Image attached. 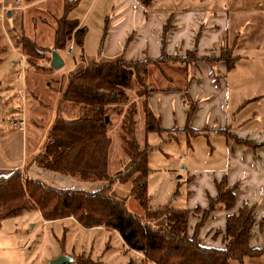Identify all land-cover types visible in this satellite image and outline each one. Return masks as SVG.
<instances>
[{
  "label": "rangeland",
  "instance_id": "1",
  "mask_svg": "<svg viewBox=\"0 0 264 264\" xmlns=\"http://www.w3.org/2000/svg\"><path fill=\"white\" fill-rule=\"evenodd\" d=\"M73 1L76 2L75 6L79 11L84 10V3L80 2L79 4L77 0ZM67 2L69 1L67 0ZM4 3L10 9L4 12L0 8V57H3V55L8 57L11 46L15 47L18 55L21 54L18 56L13 53L15 58L23 60L24 71H26V73H23L25 76H22V84L24 85L25 77L27 87L22 92L23 96L17 97V103H20L18 110L24 112V107L29 110L32 113V117L30 116L31 113H28L29 119L39 114L33 118L35 123L29 124L27 135L29 140H41L49 130L46 128V123L55 115V112L63 119H71L79 115L78 106L67 103L59 107L58 99L61 95L58 97L57 93L59 87L57 76L59 74L49 67L51 56L46 53L47 49L36 44V49H38L41 57L39 56L38 59L37 57L31 58L30 60L33 63L28 66L26 64L28 58L21 49L20 44L17 43L22 37H26L25 34L33 36L35 30L33 27L41 26L43 22L46 28L51 27L53 29L54 37L56 22L64 18V7L62 8L61 0H51L34 7H30L31 4L26 5L22 0H0V6ZM67 5L70 6V3H67ZM151 6L157 11L154 12L155 17L150 19L147 32L150 35L154 34L155 37L156 34L159 35L160 39L162 33L160 29L164 26L159 25V22L164 20L163 25H166L168 18L174 14L172 21L179 16V22H181L179 30L181 39L178 40H182L185 44L192 40L191 31L194 29V23L198 22L202 26L207 22L195 19V17L200 18L201 15L203 16L206 13H202L199 9L202 8L206 11L215 9L217 17L212 21H216L222 27L221 34H224L226 29L225 19L228 18V46L217 50H209L205 54L199 53L198 45L192 46L193 48L186 52L179 50L172 52L170 49V54H166L163 60L159 57L160 52L157 47L158 56L156 58L150 59L143 56L142 59L144 60L134 62L124 61L122 56L107 59L98 58L91 63H86L84 67L96 62L122 60L125 63L132 64L149 60L154 66H149L147 86L164 93L163 97L154 99V107L162 112L165 108L170 109L174 116L172 120L178 125L176 127L186 125L180 122L181 110H187L188 116V106L184 99L186 92L195 102V107L198 103L201 106L206 104L213 111L215 105L219 102L228 105L230 110L234 109V106L240 105L241 111L238 118L244 117L247 120L242 125L243 129L247 131L246 134L249 135L254 132L260 136L264 135V0H153ZM190 7L195 9L192 13L194 16L192 21L186 19L185 15L188 14L185 9ZM99 9L100 7H98ZM8 11L11 12V16H8ZM207 16L211 17L212 14ZM84 17L86 18V15ZM67 20L70 21L68 16ZM94 20L97 21L95 14L90 16L87 21L89 24L94 25V23H97L99 25L100 21L95 22ZM96 27L92 26L88 36L83 40V51L88 56L92 53H99L103 36L102 34L99 36L100 32H97ZM198 28L193 31L194 34ZM41 30V32L34 31L36 38L41 44H48L51 35L50 30ZM147 32L145 28L141 30L140 36L143 40L146 39ZM211 39L212 42L217 41L216 38L211 37ZM73 43L75 45L74 39L68 41L64 50ZM233 44H235L234 51H230ZM156 45L158 44L156 43ZM110 47L114 49L112 45ZM149 47L150 50L154 49L152 42H150ZM193 49H195V52H192ZM79 51L78 47L75 46L72 55L68 54L67 50L62 52L65 66L60 74L68 75L67 73L81 60L82 55L79 57ZM232 56H238L239 60L235 67L228 71L229 65L233 62ZM219 58L221 60L217 61ZM159 60L163 62L161 65L162 73L157 69L158 64L156 61ZM197 64H204L212 68L219 80L218 84L213 83L215 88L209 87L208 92L210 95L206 98H201L204 94L197 89V87L201 88L200 86H202V83H198L200 77L198 74H194L197 69L194 65ZM8 68L1 69L0 76L12 78L13 85H15V78L13 79ZM225 70L229 74L223 77ZM221 78L225 79L224 84L221 83ZM194 79L197 81L190 84L191 80ZM123 91L128 98L125 103L106 106L107 109L122 110L120 115L113 114L111 116L108 132V136L112 141L108 162L109 174L115 178L118 172L124 171L128 166V158L122 150V142L119 140L118 133L124 112L131 108V105L137 104L139 111L135 129L137 142L141 147L147 142L152 148L148 156L149 172L146 181L149 205L151 207L170 205L175 210H188L191 209L192 205V208H194L197 204H193V202L191 204L190 200L194 195L199 196L205 183L198 180L192 183L194 179L192 173L200 171L202 175L197 174L199 179L205 172H207L206 176H209L208 171H211L210 176L217 177L220 175V171L226 170L225 158L219 148V144L225 143V139L223 137L216 139V137L210 136L188 137L184 132H179L177 129L164 130L162 128L169 127V122L166 120L164 113H162V135L151 133L145 136L141 109L143 98L136 95V89L133 91L124 89ZM216 93L220 97L218 100L213 98ZM206 99L208 101L204 102ZM56 106L58 110H56ZM40 119H42V122ZM200 128H203V126ZM173 136L177 137V140H172L174 139ZM245 140L249 142L248 139ZM243 147L248 148V146ZM115 188L119 190L117 191L119 194L115 195L119 198L122 196L121 200L125 203L128 211L142 217L143 210L138 200L130 195L128 188L114 186ZM195 199H198V197ZM197 216L199 219L200 215ZM260 222L258 221L254 225L252 236L254 242H258L257 248L264 249V237L258 231ZM62 255L72 260L66 264H151L142 261L141 257L127 249L119 235L109 229H84L71 219L43 224L41 217L35 211H28L0 223V264H50L51 261ZM230 264H264V255L256 258H244L242 263L231 261Z\"/></svg>",
  "mask_w": 264,
  "mask_h": 264
},
{
  "label": "trees",
  "instance_id": "2",
  "mask_svg": "<svg viewBox=\"0 0 264 264\" xmlns=\"http://www.w3.org/2000/svg\"><path fill=\"white\" fill-rule=\"evenodd\" d=\"M22 1L29 5L41 0ZM68 1L64 4V18L56 22L53 46L46 53L63 51L72 39L83 52L85 29L79 27L77 20H67L68 13L76 5L75 1ZM136 1L149 7L153 0ZM171 21L172 16L163 30L161 60L166 56L165 38L172 28ZM199 37L200 33H197L196 39ZM17 44H20L28 58L26 64L31 66L33 62L30 59H38L40 56L36 44L27 37H22ZM234 47L235 44L230 47V51H234ZM232 59L228 71L239 60L238 56H232ZM161 60L156 63L157 69L162 73ZM220 60L221 58L217 61ZM150 65L154 66L149 60L132 64L122 60L96 62L67 78L59 98V107L71 103L78 106L79 115L71 119L56 116L48 132L47 142L33 163L41 169L82 182H103L106 185L100 190L85 192L57 189L25 177L18 170L7 176H0V223L32 210H37L46 222L73 219L84 229L105 228L115 231L127 249L141 255L144 261L151 264H230L231 261L242 263L247 257L263 256V248L250 246L256 220L254 207L247 204L237 213L226 216L223 248L207 247L198 241V232L212 212H230L235 207L236 188L229 187L225 177L215 184L216 196L209 199L206 208L175 210L170 205H149L146 181L149 172L148 156L152 148L147 142L142 147L137 142V104L131 105L124 112L118 133L122 150L128 158V166L124 171L118 172L115 178L109 174L112 141L108 132L111 116L120 115L122 110L107 109L106 106L125 103L128 98L124 89H136V95L143 98L141 109L145 136L151 133L162 135L160 118L152 112L148 102L149 95L158 91L147 86ZM184 99L188 106L187 122L182 130L177 131L184 132L188 137L199 135L200 131L190 127L195 102L187 93L184 94ZM218 133L246 147L257 148L261 145L249 141L250 144L226 131ZM173 137L172 140H177V137ZM114 186L128 188L130 195L138 200L143 210L142 217L128 211L125 203L113 195ZM190 215H200L191 236L188 234ZM163 219V224L156 225ZM258 227L259 234L264 237V221Z\"/></svg>",
  "mask_w": 264,
  "mask_h": 264
},
{
  "label": "crops",
  "instance_id": "3",
  "mask_svg": "<svg viewBox=\"0 0 264 264\" xmlns=\"http://www.w3.org/2000/svg\"><path fill=\"white\" fill-rule=\"evenodd\" d=\"M49 1L51 0H41L29 6L34 7L35 5H38L40 3H47ZM65 1L66 0H61L62 8L64 7ZM77 2H79V4L80 2L85 4H83L84 10L79 11V9H77V7L75 6L68 13L67 16L70 20H77L79 22L80 28L85 29L84 40L88 36L90 28L92 26L94 28L97 26L96 30L98 33L100 32L99 36H101L102 34L103 37L100 43L99 53H92L90 56H88L84 53V51L82 53L81 51H79V57L82 55L81 60L79 62L77 61L78 63L73 67V69L69 71V73H67L68 75L66 76L60 74L62 68H64L65 66V61L63 59L62 52L67 50V53L72 55L74 47L76 45H74V43L71 45V53L68 52V48L63 51H57V54L63 61L62 67L58 70H54V72L59 74L57 76V80L59 83L57 92L58 97L64 88V84L68 76L73 75L77 71L83 69L86 63H91L92 61H95L98 58L107 59L122 56V59L127 62L144 60L142 59L143 56H145V58L152 59L158 56L157 47L161 55L162 40L164 39V20H161L159 22V25L164 26L162 27L163 29H160V31L162 30L160 39L159 35L156 34L155 37L154 34L150 35L147 32V29H149L150 19L155 17L154 12L157 11V9L152 8L151 5L149 7H144L136 0H77ZM98 7H100L99 10ZM7 9L10 8L7 7L5 3L1 4L2 11L5 12ZM194 10L195 9H193L192 7L185 9L186 13H188L185 14L186 19H190L192 21V18L194 17L192 13L194 12ZM199 10L202 13H206L203 16L201 15L200 18L195 17V19H200L201 22L202 20L203 22H207L204 23L202 26H200L198 22L194 23L193 31L196 30L198 27L199 28L195 34L193 33V31H191L193 37L191 41H188L189 43L185 44L182 40H178L181 39V36L179 35V30L181 28L179 16H177L176 19L172 21V28L167 33L165 38L164 48L166 54H170V49L172 50V52H176L178 50L181 52H186L187 50L192 49V46L194 45H198V50L201 54H205L209 50H217L221 47L228 46V18L226 17L225 19L226 29L224 31V34H221L222 27L216 21H212L217 17L216 10L213 9L211 11H206L202 8H200ZM93 14H95V17L97 19V21H94H100L99 25L94 22V25L88 23V18L90 16H93ZM209 14H212V16H207ZM85 15L86 18L84 17ZM173 15L174 14H172V19ZM8 16H11V12L9 11ZM43 23L41 26L38 25L36 26V28H33L40 32L42 31L41 29L50 30L51 35L48 44L43 45L40 43L38 38H36L34 29L33 36L27 34H25V36L31 39L38 46L46 49H51L53 46V29L51 27L46 28ZM143 28H145L147 32L145 40H143L140 36L141 30ZM197 33H200V37L198 40L196 39ZM211 37L216 38L217 41L212 42ZM150 42H152L154 45L153 50H150ZM156 43L158 45H156ZM110 45H112L114 49H112ZM144 45L145 47L143 48ZM10 49V53L8 52V57H5L4 55V58L0 57V70L4 67H9V73H12L13 79L15 78V85H13L14 81L11 80L12 78L0 76V176H7L10 173L18 170L23 175H25V177L40 181L46 185L57 189L79 190L85 192H94L102 189L106 185L103 182H80L79 180H74V178L41 169L33 163L34 159L37 157V155L42 152L47 142L48 132L57 116V113L55 112V115L51 117L50 120L46 123V128L49 130L47 133H45L44 137H42L41 140L28 139L27 134L29 124L33 122L35 123V120L33 118L37 117V115L39 114L35 115V117L33 116L32 119L30 118V121L28 113L30 114L31 112H29V110H26L25 107L23 112L26 120L25 129L23 131H19L10 127L11 122L18 117L20 112V110H18V108L20 107L18 105L20 103H17V97L23 96L22 92H24L27 87L25 77L24 85L22 84V76H25L23 73H26V71H24L23 60L21 58H15V55L13 53L17 55L18 53H16L14 46H11ZM20 55L21 54H19L18 56ZM194 67L197 68L194 71V74H198V76L200 77L198 83H202V86H200L201 88L197 87V89L200 93L204 94V96L201 98H206L210 95V93L208 92L209 87L215 88L213 83L216 82L218 84L219 80L215 76L213 69L209 66L204 64H197L194 65ZM50 69L52 68L50 67ZM228 74V71L225 70L223 73V77L224 75ZM196 81V79L191 80L190 84L195 83ZM221 81V83H225L224 78H221ZM163 96V92L154 91L148 97L149 106L152 112L160 118L161 128L163 123L162 113H164L166 120H168L169 122V127L162 129H183L184 127H176L178 125H176L175 121L172 120L174 119V116L170 109L165 108L162 112L158 111L156 107H154V99H158ZM213 98H217L216 100H218L220 97L218 93H216ZM207 101L208 99L204 100V102ZM240 107V105L234 106V109L230 110L228 105H224L222 104V102H219L215 105V108L212 111L211 108L208 107V105L205 104L204 106H201V104L198 103L190 120V127L192 126L191 128L193 130L201 132L199 135L196 136H210L216 137V139H219V137H223L225 139V143L219 144V148L223 153L226 162V170L220 171V175L217 177L210 176L211 171H208L209 176H206L207 172H205V174L199 179L197 177V174L201 176L202 173L200 171L192 173V176H194L192 183L198 180L199 182H204L205 186L203 190H201L199 196L194 195L191 198L190 203L193 202V204H197V206H195L194 208H206L208 206L209 199L214 198L216 196L215 184L220 182L224 177L226 178L227 185L229 187L236 188L234 191L235 207L230 212L224 210L212 212L198 232V241L200 242V244L207 247H224L226 216L230 213H237L238 210L241 209L245 204L254 207L256 224L258 221H264V135L260 136L255 134L254 132H251L249 135L246 134L247 131L243 129L242 125H244L247 120L244 117H241L240 119L238 118V115L241 111ZM55 108L56 110H58L57 106ZM31 115L32 113L30 114V116ZM186 119L187 110H181V124H186ZM40 121L42 122V119H40ZM201 126H203V128H200ZM218 131H226L227 133L235 135L240 139H248L249 141H254L261 145L257 149L249 147L244 148L243 145L234 143L225 135L218 133ZM117 191L119 190L115 188L113 191V195L121 200L122 196L121 198H119L117 196L119 192ZM196 197H198V199H195ZM192 206L191 209L188 210H193L194 208H192ZM32 211H35L40 216V213L37 210ZM9 219L12 218L5 219V221ZM42 222L43 224L48 223L43 219ZM164 222V219L160 220L159 222H157L158 224L156 225L163 224ZM197 223L198 216L190 215L188 220L189 236L194 233V228ZM250 246L253 248L258 247V242H254L252 238L250 241ZM137 255L141 257V255Z\"/></svg>",
  "mask_w": 264,
  "mask_h": 264
},
{
  "label": "water",
  "instance_id": "4",
  "mask_svg": "<svg viewBox=\"0 0 264 264\" xmlns=\"http://www.w3.org/2000/svg\"><path fill=\"white\" fill-rule=\"evenodd\" d=\"M62 65H63L62 59L57 54V52L53 51L51 53L50 67L53 70H58L62 67ZM71 261H72L71 258H69L65 255H62V256L58 257L57 259L51 261L50 264H66V263H69Z\"/></svg>",
  "mask_w": 264,
  "mask_h": 264
},
{
  "label": "built area",
  "instance_id": "5",
  "mask_svg": "<svg viewBox=\"0 0 264 264\" xmlns=\"http://www.w3.org/2000/svg\"><path fill=\"white\" fill-rule=\"evenodd\" d=\"M71 51H72V47L70 46L68 47V52L71 53ZM25 126H26V120L23 114V110H21L19 112L18 117L11 122L10 127L12 129L23 131L25 129Z\"/></svg>",
  "mask_w": 264,
  "mask_h": 264
}]
</instances>
